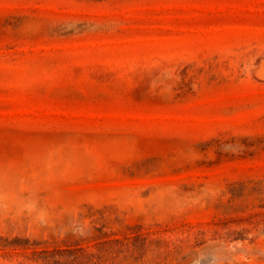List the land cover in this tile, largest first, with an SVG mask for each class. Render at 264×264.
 Returning <instances> with one entry per match:
<instances>
[{"label":"rangeland","instance_id":"1","mask_svg":"<svg viewBox=\"0 0 264 264\" xmlns=\"http://www.w3.org/2000/svg\"><path fill=\"white\" fill-rule=\"evenodd\" d=\"M0 264H264V0H0Z\"/></svg>","mask_w":264,"mask_h":264}]
</instances>
